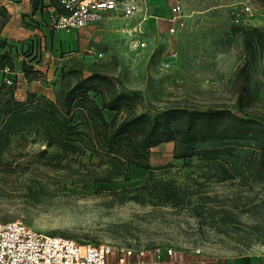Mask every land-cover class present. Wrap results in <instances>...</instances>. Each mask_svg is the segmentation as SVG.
Returning <instances> with one entry per match:
<instances>
[{
    "label": "rangeland",
    "instance_id": "374dc122",
    "mask_svg": "<svg viewBox=\"0 0 264 264\" xmlns=\"http://www.w3.org/2000/svg\"><path fill=\"white\" fill-rule=\"evenodd\" d=\"M140 2V10L130 17L114 11L81 28H38L14 41L0 38V56L11 55L13 61L12 72L0 71V82L5 76L20 81L25 61L42 77L21 86L14 97L26 101L31 93L56 100L77 79L100 73L116 90L134 96L135 112L225 105L253 115L264 130V0ZM175 3L182 16L170 31L168 17ZM38 5L41 14L46 6ZM30 19V25L45 26L42 15ZM245 35L251 38L249 48ZM136 39L145 46L138 47ZM242 63L248 92L240 106L235 77ZM106 88L99 84L105 93ZM90 96L100 102L99 93L91 91ZM0 98L7 96L0 91ZM126 112L122 107L117 116ZM102 114L109 121L115 111L102 109ZM75 122L82 132L74 139L77 149L51 145L45 157L39 154L45 144L34 125H17L5 141L0 136V221L20 219L42 233L105 242L113 249L143 248L147 254L156 248L204 258L264 251V180H223L197 155L177 157L183 148L173 140L151 148L147 162L123 164L103 152L99 119L76 109ZM207 145L191 147L195 151ZM238 157L261 156L250 146ZM155 179L180 182L191 192L186 196L190 202L127 198L133 195L129 190Z\"/></svg>",
    "mask_w": 264,
    "mask_h": 264
},
{
    "label": "trees",
    "instance_id": "16d2710c",
    "mask_svg": "<svg viewBox=\"0 0 264 264\" xmlns=\"http://www.w3.org/2000/svg\"><path fill=\"white\" fill-rule=\"evenodd\" d=\"M39 1L43 6L55 4L54 0H47V3L44 0H32L33 9ZM43 18V24L46 25L47 18ZM3 43L0 40V47ZM244 46H251L248 35L244 37ZM11 57L8 54L0 56V71L12 72ZM20 72L26 82L42 77L40 70L25 61L21 63ZM5 77L11 80L10 84H6ZM5 77L0 82V91L7 96L5 99L0 98V136L5 141L7 134L16 131L17 125H34L35 131L44 140L45 146L39 150L42 157H45L47 147L51 145H57L61 150L77 149L74 139L82 135V132L75 122V111L82 109L100 120L98 141L103 152L116 157L123 164L147 162L152 147L173 140L183 148L177 157L195 154L208 167L219 172L223 180L238 176L264 180V130L260 128L261 122L249 113L238 112L225 105L205 108L172 106L135 112L134 96L116 90L114 82L100 73H91L77 79L68 89L58 92L56 100L30 93V98L20 101L14 97L17 82L9 76ZM100 83L107 85L106 93L99 89ZM235 83L236 103L242 106L248 92L245 63L238 68ZM91 91L99 93V103L91 98ZM122 107L127 112L118 117L117 112ZM102 109L115 111V114L108 121ZM193 144L208 145L197 147L194 151L191 147ZM250 146L256 148L261 157H238ZM1 151L2 145L0 157ZM129 192L133 195H129L128 199L154 200L169 205L189 203L186 196L191 193L185 191L180 182L172 179L147 180Z\"/></svg>",
    "mask_w": 264,
    "mask_h": 264
},
{
    "label": "built area",
    "instance_id": "2783aa9c",
    "mask_svg": "<svg viewBox=\"0 0 264 264\" xmlns=\"http://www.w3.org/2000/svg\"><path fill=\"white\" fill-rule=\"evenodd\" d=\"M46 26L75 29L100 22L107 13L120 12L130 17L140 10V0H54ZM243 11L247 13L249 6ZM182 16L177 3L170 7L169 30L174 31ZM235 19H237L235 17ZM138 47L145 41L136 39ZM5 71H7L5 69ZM11 83L8 77L4 78ZM151 259L143 248L119 247L109 243L76 241L73 238L39 232L20 219L0 221V264H159L171 256V249H154Z\"/></svg>",
    "mask_w": 264,
    "mask_h": 264
},
{
    "label": "crops",
    "instance_id": "0c3cea01",
    "mask_svg": "<svg viewBox=\"0 0 264 264\" xmlns=\"http://www.w3.org/2000/svg\"><path fill=\"white\" fill-rule=\"evenodd\" d=\"M47 3V0H44ZM42 13L39 12V7L32 8V0H0V38L6 41H14L22 34L38 32V28L47 30L46 25H37L36 23L30 25V17L39 19L40 15L45 16L51 12L50 8L46 6L42 8ZM28 14V16H24ZM5 14L6 16H2ZM48 15H46V18ZM20 72V70H19ZM21 74V72H20ZM32 81L26 82L22 77L18 81L16 90L21 86L30 85ZM156 147V146H154ZM153 148V147H152ZM152 254H147L145 258L151 259ZM159 264H264V251H252L240 254L224 255L220 257L204 258L192 253L178 252L170 257L162 259Z\"/></svg>",
    "mask_w": 264,
    "mask_h": 264
}]
</instances>
